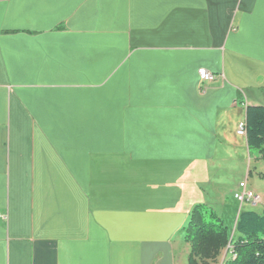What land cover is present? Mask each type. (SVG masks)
<instances>
[{
  "label": "crops",
  "instance_id": "0c3cea01",
  "mask_svg": "<svg viewBox=\"0 0 264 264\" xmlns=\"http://www.w3.org/2000/svg\"><path fill=\"white\" fill-rule=\"evenodd\" d=\"M248 105L264 0H0V264H188Z\"/></svg>",
  "mask_w": 264,
  "mask_h": 264
},
{
  "label": "trees",
  "instance_id": "16d2710c",
  "mask_svg": "<svg viewBox=\"0 0 264 264\" xmlns=\"http://www.w3.org/2000/svg\"><path fill=\"white\" fill-rule=\"evenodd\" d=\"M244 123L249 151L264 154V105L246 106ZM232 229L213 208L196 205L183 229L191 245L189 264H214L223 249L228 253L223 264H264V208L242 206Z\"/></svg>",
  "mask_w": 264,
  "mask_h": 264
},
{
  "label": "rangeland",
  "instance_id": "374dc122",
  "mask_svg": "<svg viewBox=\"0 0 264 264\" xmlns=\"http://www.w3.org/2000/svg\"><path fill=\"white\" fill-rule=\"evenodd\" d=\"M233 155L234 156L236 155L235 150L233 151ZM236 161L237 160H235V162ZM237 162L241 164V159ZM243 162H244L242 167L243 171L239 172L236 177L232 176L231 178L232 185H234L235 181L241 178L242 176L244 179L245 177H247L248 188L250 190H253L255 193L259 194L262 197V201L255 206H252L251 204L248 203H244L242 205L243 209H253L256 211H261L264 208V154L259 151L258 152L249 151V155H247V153H244ZM229 168L232 169L231 165H229ZM248 168L249 171L247 173ZM234 190L232 193L228 192L225 194L226 195L225 206H222L221 202L219 203L216 202L215 205L206 204L208 207L213 208L216 211V213H218V215H220V217L224 220L225 224L230 229L231 233H233L232 227L235 221L236 214L239 211V209L242 208L241 203L234 198V193H235ZM213 195L217 197L218 194L215 193ZM184 240L186 243L190 245V243L187 242L185 239V232H184ZM227 254H228L227 249H223L220 255L218 256V258L214 261V264H223L224 260L227 258ZM188 264H189V260H188Z\"/></svg>",
  "mask_w": 264,
  "mask_h": 264
},
{
  "label": "built area",
  "instance_id": "2783aa9c",
  "mask_svg": "<svg viewBox=\"0 0 264 264\" xmlns=\"http://www.w3.org/2000/svg\"><path fill=\"white\" fill-rule=\"evenodd\" d=\"M199 75L202 81L212 82L216 79V75L206 68L199 69ZM238 133L240 135H246L245 123L239 124ZM234 198L241 203L251 204L252 206L258 205L262 201V197L248 188L247 180L240 182L239 190L234 193Z\"/></svg>",
  "mask_w": 264,
  "mask_h": 264
},
{
  "label": "bare ground",
  "instance_id": "6f19581e",
  "mask_svg": "<svg viewBox=\"0 0 264 264\" xmlns=\"http://www.w3.org/2000/svg\"><path fill=\"white\" fill-rule=\"evenodd\" d=\"M246 136V135H245Z\"/></svg>",
  "mask_w": 264,
  "mask_h": 264
}]
</instances>
